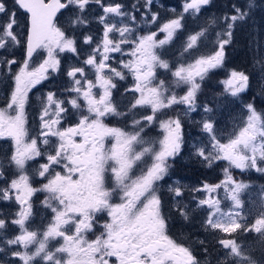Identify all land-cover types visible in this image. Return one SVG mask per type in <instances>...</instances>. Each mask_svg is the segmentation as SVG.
<instances>
[{
  "label": "snow or ice",
  "instance_id": "snow-or-ice-1",
  "mask_svg": "<svg viewBox=\"0 0 264 264\" xmlns=\"http://www.w3.org/2000/svg\"><path fill=\"white\" fill-rule=\"evenodd\" d=\"M15 10L9 9L6 0H0V50L23 46L26 58L15 73L14 88L11 92L7 107L0 109V139L10 138L14 142V150L7 158L9 165H15L21 174L18 179H12L8 187L0 188V199L8 201L13 198L20 205L18 218L12 223L19 225L21 234L6 241L8 246L17 245L28 249L29 245H38L34 252L11 250L12 256L18 258L22 264H33L39 257L46 264H200L188 247L178 244L167 234V223L161 212V198L157 193V182L168 174V158L179 153L182 138V125L179 118L161 120L160 127L164 137L159 141V150L154 146H143L146 142L142 133L146 124L157 120V113L173 105L185 104L190 110H195L196 93L200 84L196 78L203 79L204 75L213 68L222 65L224 48L233 37L238 21H244L249 11L255 6L249 0L247 9L232 5L231 14L222 17L224 39L219 40L218 50L211 56L200 57L192 64L180 65L172 75L175 85H189L183 96L175 93L166 95L169 88L164 80L153 84L156 79V68L171 71L170 65L157 54L155 49L162 48L173 37L177 29L182 27L183 14L178 18L164 23L160 31L165 33V39L157 40L156 33L140 36L134 41L127 39L131 34L128 26L117 28L115 24L107 22L108 14L118 17L126 15L121 4L103 5L102 0H12ZM101 5L104 16L100 22L104 25L103 39L93 49L92 54L84 63L95 70L97 84L87 80V87L82 85L77 74L84 76V68L74 67L67 75L72 78L74 87L71 92L76 96L67 101L71 109L79 113V120L74 126L61 129V121L65 114L71 115L66 108L65 101L57 100L54 93L47 95V103L42 110L41 142L49 145V137H56L57 142L51 144L46 155V162L39 165L36 174L46 180L41 187H33L29 176L25 173L26 163L43 155L38 146V139L26 140L24 108L28 91L42 80L46 79L49 68L58 70L59 60L56 51L77 53L76 41L66 35L57 26L56 17L62 9H71L75 18L70 21L73 27L87 24L84 16L91 4ZM152 0H146L145 6L151 5ZM211 0H185L183 12L199 13L203 6ZM135 7V5H133ZM27 16L26 39L21 40L17 31L18 13ZM135 21V15L131 16ZM155 21V14L151 17ZM118 32L121 39L110 38V33ZM203 31L188 38L186 51L195 47ZM218 36L220 33L217 34ZM86 44L92 43V37H85ZM133 43L131 55L134 57L123 67L128 69L134 77V87L127 91L138 93L139 96L131 104L129 112L142 107H150L151 114L142 119H133V131L109 127L104 123L107 116L128 117V112H120L112 100V89L116 85L112 77L105 75L108 69L113 76L124 79V74L116 68L110 67L107 61L110 52H120L121 45ZM45 49L47 58L36 68L30 69L29 62L37 49ZM102 49V51H101ZM99 57V59H98ZM11 70L15 59L3 61ZM250 77L242 71L233 70L230 77L223 83L225 92L232 97L238 96L249 88ZM99 86L103 91L99 98L92 89ZM81 100L83 104H81ZM247 118L243 125L233 135L222 143L217 138L214 124L211 120L202 123V129L209 134L210 148L199 147L196 155L211 166L214 161L225 160L230 167L241 171L254 169L264 173V113L258 112L253 104L246 105ZM14 112L15 114H10ZM205 112L211 109L205 107ZM47 117V119H46ZM77 137L80 138L77 141ZM112 138L111 147L105 146V139ZM141 145L139 151L136 146ZM151 154L152 164L139 176L131 175L134 165L145 156ZM59 167L61 171H56ZM226 174L228 169H225ZM3 164L0 163V178L4 177ZM109 180L114 181V187H109ZM225 187L229 192V199L234 209H242L241 193L249 185L237 182L228 174L222 184H204L197 191L214 193L218 188ZM174 197L183 196L179 187L170 188ZM37 192L48 193L43 201L46 208L54 214L53 222L43 233V239H38L35 231H28L25 222L32 215L31 197ZM119 195L120 202L112 203L113 195ZM55 202V203H53ZM199 206H207L211 211L206 224L211 229H219L224 233L255 232L264 238V211L251 225L241 221L239 211L224 213L220 209V201L212 198L201 199ZM185 219L188 214L182 208L178 209ZM107 213L109 217L103 225V231L95 239L89 240L87 234L93 231L97 214ZM66 226H68L66 228ZM6 227L4 219H0V229ZM72 234H67L72 230ZM60 238L63 244L49 250V241ZM202 243V242H201ZM219 243L227 250L226 257L231 258V264H257L243 246L235 238L221 239ZM0 248V252H4ZM66 256V259L63 257ZM114 258V259H113ZM14 264V262H12Z\"/></svg>",
  "mask_w": 264,
  "mask_h": 264
},
{
  "label": "trees",
  "instance_id": "trees-1",
  "mask_svg": "<svg viewBox=\"0 0 264 264\" xmlns=\"http://www.w3.org/2000/svg\"><path fill=\"white\" fill-rule=\"evenodd\" d=\"M160 3H155L151 8L155 12L159 19L164 17L161 15L167 14L162 10L166 5H174V7L180 10V7L185 3V0H159ZM249 0H211V3L204 6L201 11L197 14V17H187L182 22V27L177 30V38L174 37L175 42L179 43L181 49L177 53L183 54L180 56L178 63L177 53L168 52L162 55V59L166 60L172 71L178 68L179 65H185L193 58L207 57L213 55L219 48V40L226 37L223 36L224 25L222 17L225 14H231L233 11L232 5H237L245 10ZM255 5L250 11L249 15L244 21H238L233 32L231 42L224 48V60L222 65L213 69H210L203 77H197L196 80L200 84V89L196 93L194 107H205L211 109L210 112H204V117L211 121H217L218 117H225L230 115L232 112L241 113L246 108V105L251 103L254 105L258 112L264 113V0H252ZM152 5V3H151ZM150 5V6H151ZM161 11V13H159ZM182 11V10H180ZM150 20L149 18H147ZM152 21V20H151ZM154 21H152L153 23ZM203 31L204 34L198 39L197 44L194 48V52H187L185 55L182 52L183 44L186 42V37L193 34H197ZM220 33L218 36L217 34ZM191 50V49H190ZM175 57V58H174ZM242 71L245 72L249 77V88L240 93L236 97H232L230 94L225 92V86L223 81L225 78L230 77L231 72ZM160 80H164L166 86L169 88L166 95L175 93L177 96L182 95L186 91V85L181 84L176 86L172 73L168 70H162L158 67L156 69V81L158 84ZM129 101V98H127ZM131 105V103H130ZM125 109V106H124ZM129 113L128 119L130 122L133 119H142L143 116L149 115L148 109L143 110L142 108L134 109ZM179 116V117H178ZM197 118H187L179 112V107L174 105L173 108L165 109L161 113H157V120L155 124H151L144 127L142 137L145 141H153V138L157 141L158 134L160 131L156 130V124L161 119L167 118H180L182 125V138L185 143L179 151L173 157L168 158V174L180 178L184 181L191 182H205L214 183L222 178V172L224 169L223 161H217L208 166L207 162L201 159L196 152L193 151L189 144L190 134L200 133L201 120L200 113H196ZM244 116H242V119ZM127 120V121H128ZM149 142V143H150ZM186 142L188 144H186ZM191 145V144H190ZM149 159V156H147ZM166 175L164 181L171 179L169 175ZM241 178L245 182L251 183L254 186L264 188V173L256 174L253 171L245 172L241 174ZM183 196L178 197V205L174 204L175 200L170 194L163 192V210L164 217L167 223V234L173 238L178 244H182L188 247L190 251L197 255L198 261L202 259L207 262L205 264H219L215 263V257L219 251L217 241L221 239L235 238L237 243L241 244L243 248L251 254L252 258L257 261V264H264V238L255 232H243L238 230L235 233H225V235H216V232H209L207 230L202 232L203 226L198 221L199 216L197 210L194 211L189 206L188 201L192 196V193L188 192ZM184 197V198H183ZM175 205L174 209L171 208ZM183 209L187 212L188 218L185 219L180 215L178 209ZM192 214V215H191ZM201 217V216H200ZM247 225H251V220ZM199 229L201 231L193 232V229ZM190 232L186 240H184V233ZM192 237L201 238L200 243L192 245L190 240ZM219 238V239H218ZM202 242V243H201ZM196 246V247H194ZM217 258V257H216ZM227 264H231L229 261Z\"/></svg>",
  "mask_w": 264,
  "mask_h": 264
},
{
  "label": "flooded vegetation",
  "instance_id": "flooded-vegetation-1",
  "mask_svg": "<svg viewBox=\"0 0 264 264\" xmlns=\"http://www.w3.org/2000/svg\"><path fill=\"white\" fill-rule=\"evenodd\" d=\"M155 0H152V5H148L145 9L146 0H102L103 5H115L121 4L122 11L126 13L125 16L122 18L125 20H129L132 25H134V21H132L131 16L135 15L136 19H141L143 13H147L148 11L152 14V6ZM7 6L9 9L15 10V6L13 5L12 0H6ZM159 0H156L155 3L157 4ZM135 5V7H133ZM103 12V8L101 5H97L95 3L89 5L86 12L84 13L85 18L87 19V24L77 25L73 27L70 23L72 19L75 18V12L71 9H62L59 13H57L56 23L57 26L60 27L62 30L65 31L66 35L74 38L76 41V48L77 53H71L68 51L59 52L56 51V59L59 60V67L58 70H53L51 68L48 69L46 76L47 78L42 80L40 83L36 84L32 87L27 94V101L25 103L24 114H25V129L27 131L26 140L30 142L31 139L37 138L38 139V146L43 153L42 156L36 157L34 160L28 161L26 163L25 173L30 178V183L33 187L39 188L42 186L43 183H46V180H43L36 174V170L39 168L40 164L46 162V155L51 148V144L57 142L56 137H49L50 144L44 145L40 137L41 132V114L44 106L47 103V95L49 93H54L55 98L57 100L65 101V107L68 108L71 112V115L65 114L64 119L61 121V129L67 128L69 126H74L79 120V113L76 110L71 109V106L67 103L68 100L74 98L76 93L71 92L70 89L74 87V83L72 78H70L67 73L74 67H82L84 68V76H80L77 74V79H80L82 85L86 88L87 80H91L92 82L96 81L95 70L86 65L84 61L88 58L92 51L98 44H100L101 40L103 39V32L104 29H101V24L99 23V18ZM157 19L152 23L151 20L147 19V22L150 23V26L144 25L143 28H139L140 36L148 35V32H153L155 29L159 30L162 27V22H164V17L158 18L157 14L153 12ZM161 13V11H159ZM167 14V13H166ZM99 17V18H96ZM163 16V15H161ZM167 16H169L167 14ZM171 19H175L176 17H171ZM159 22H161V27ZM18 23L20 27L17 31L21 34V40L26 39V24H27V16L22 11L18 13ZM160 36V33H157V36ZM92 37V43L86 44L85 37ZM110 38L119 41L121 39L119 33H113ZM137 39L136 33L132 35H127V39ZM102 50V49H101ZM174 50V49H172ZM171 50V52H172ZM131 43H126L121 45L120 52H110L108 55L110 59L107 63L112 68H116L118 71H121L124 75H126L125 71H129L128 69L123 67V64L128 63L131 59ZM163 50L159 49V54L162 57ZM26 58L25 48L23 46L15 47L9 49L7 52L4 50H0V109H4L7 107L8 102L10 101L11 92L14 88V75L18 72L19 67L23 64ZM47 58V51L45 49H37V51L33 54V57L30 64L31 68L38 67L43 61ZM134 58V57H132ZM6 59H15L17 63L11 66V70H9L8 66L3 63ZM99 59V57H98ZM133 60V59H132ZM89 70V72H86ZM106 76H112V81L116 84V87L112 89V99L113 103L117 106L120 112H126V107L131 106L130 101L131 98L127 99L126 96H131L128 91L124 92V89L120 88L123 86L124 79H120L112 75L108 69H105ZM116 79V80H115ZM129 79V77H128ZM115 80V81H114ZM118 87V88H117ZM124 92V93H123ZM81 104L83 101L81 100ZM132 104V103H131ZM125 106V109H124ZM128 108L127 111H129ZM144 110V108H143ZM10 114L14 115V112ZM47 119V117H46ZM128 119H125L124 116H110L109 124L112 127L121 128L125 131L131 132L133 128L131 126V122ZM156 123V122H155ZM153 125V123H152ZM132 128V129H131ZM156 130L158 131V123L156 124ZM142 135V134H141ZM77 141L80 140L79 137L76 138ZM146 145L149 146L151 144L154 146L155 149L158 147V143L146 141ZM150 142V143H149ZM145 146V144L143 145ZM141 145L136 146V150H140ZM14 150V142L10 138H3L0 139V163L3 164L4 170V177L0 178V188L8 187V183L11 182L12 179H18L19 175L21 174L20 170H18L15 165H9L7 162V158L11 156L12 151ZM152 161L150 158L148 159L145 156L140 162L134 165L131 175L133 177L139 176L142 172L146 171L148 167L151 166ZM56 171H61L59 167H56ZM8 181L5 183L4 181ZM168 184L171 179H168ZM109 187H114V181L109 180L108 182ZM165 191L164 179L157 182V193L161 198V212L164 216V206H163V192ZM48 193L46 192H37L31 197L32 203V215L31 217L25 222V227L28 231H35L38 234V239H43V233L46 231L47 227L53 222L54 214L51 212V209L46 208L43 204V201L47 198ZM120 198L119 195L114 194L112 198V203H119ZM55 203V202H53ZM172 205V204H170ZM175 205H172L171 208L174 209ZM20 211V205L15 201L13 198L12 200H2L0 199V219H4L6 222V227L0 229V248H4V252H0V264H22L18 258L12 256L11 250L17 251H29L34 252L38 245L32 244L29 245L28 249H24L22 246L12 245L8 246L6 241L9 239H13L16 236L21 234V229L19 225H14L12 221L17 219V213ZM109 217L107 213H100L97 214V218L94 221L93 231L87 234V238L89 240L95 239L96 236L100 235L103 231L102 225L108 221ZM68 226H66L67 228ZM72 230H68L67 234L71 235ZM63 244V240L60 238H56L54 240L49 241V250L55 251L57 247ZM11 249V250H10ZM197 258V255H195ZM66 259V256L63 257ZM114 259V258H113ZM198 259V258H197ZM33 264H46L45 261L40 259L39 257L36 258V261Z\"/></svg>",
  "mask_w": 264,
  "mask_h": 264
},
{
  "label": "rangeland",
  "instance_id": "rangeland-1",
  "mask_svg": "<svg viewBox=\"0 0 264 264\" xmlns=\"http://www.w3.org/2000/svg\"><path fill=\"white\" fill-rule=\"evenodd\" d=\"M157 3H160V2H157ZM183 5L180 7V10H182V11H180L178 8L174 7V5H169V6L166 5L165 7H163L162 10L165 13H167L169 16H166V15L163 14L164 22H162V26H163L164 23H167L168 21L172 20L170 18V16L178 18L181 14H183V19L181 20V24H182V22H184L186 20L187 17H190V18L197 17L198 13H196V14H193L192 12L184 13L183 12ZM146 7L147 6H145V9H146ZM153 14H154L153 12L151 14L149 11L147 13H143V15L141 16L140 20L139 19H135L134 25H132L131 22L128 19L125 20L122 17L115 16L114 14H108V16L106 17V20L110 24H115L117 28H122L124 26L130 27L132 29V32H131L130 35L134 34V32H135L136 33V38H138V37H140V33H139L140 24H141V28H143L145 24L147 26H150L151 24L147 22V18L152 20L151 17L153 16ZM104 15H105L104 13L101 14V16H104ZM96 18H99V17L96 16ZM99 23L101 24V29H104V25L100 22V18H99ZM159 24H160V27H161V22H159ZM179 29H177V30H179ZM177 30L174 33L172 39L167 44H165L162 48L155 49L157 54H159V49L163 50L162 55H164V56H165L166 53L171 52L172 49H174V50H172V53H177L181 49L179 43L175 42V40H174L175 36H176V38L178 37L177 36ZM153 32L156 33V39L157 40L165 39L166 34L161 32L160 29L159 30L155 29V31H153ZM153 32H148V34L153 33ZM113 33H118V32H113ZM113 33H110V36ZM157 33H160V36L159 35L157 36ZM126 35H129V34H126ZM189 37L190 36L186 37V42L183 44V47H182V52H184L185 55L187 54V52H194L193 50L195 48L194 47L191 50L188 49L187 51L185 50L186 49V45L188 43V38ZM134 40H136V39L135 38L130 39V41H134ZM134 47H135V45L133 43H131L132 50H133ZM176 56H177V59H178L177 61L179 63V60L181 58L180 56H183V54L177 53ZM132 57L133 56L131 55V57H130L131 59L130 60L134 59ZM184 58H185V56H183L181 59L183 60ZM195 60H196V58H193L191 60V62L185 64V66H187L188 64L194 63ZM160 69L162 70V72H163V70H165L163 68H160ZM175 70H176V68H175ZM86 72H89V70H87ZM125 73H126V75H124V77H125L124 80L125 81H123V86H121L120 88L124 89V92H125V90L127 92V90L132 89L134 87L135 81H134V77L131 74V72L125 71ZM169 73H172V70L169 71ZM110 77H112V76H110ZM128 77H129V79H128ZM115 78L117 79V77H115ZM228 78L229 77L225 78V80H227ZM156 83H157V81L155 79L153 81V84L155 85ZM93 84H97V81H94ZM185 85L187 87L186 91L182 95H178V97L179 96H183L187 92L189 85H187V84H185ZM102 91L103 90L98 85L92 89V92L96 95L97 98H99V95L102 94ZM128 93L131 95V96H126L129 99L131 98V101L129 103H133L134 100L139 96L138 93H134V92H131V91H128ZM173 106L171 107V109L173 108ZM176 106L179 107V112L181 111L182 115H184L185 117H187L189 119L190 118H197L196 113H200V117H203V119L201 120V127H198L200 129V133H198V134H196V133L192 134L191 133L190 137H189V144L187 142H186V144H188V146H191L193 148L194 152H196L197 148H199V147H208V148H210L209 134L204 132L203 129H202L203 121L208 120V119H206L204 117V112H205L204 109L202 107H197V108L194 107L195 110H190L189 106L185 105V104H177ZM130 107L131 106L126 107V108L128 109ZM142 108H144V110L148 109L147 111H149L150 114H151V108L150 107L145 106V107H142ZM139 109H141V108H139ZM247 114H248L247 109H244V111H242L241 113L235 111V112H232L230 115H227L225 117H220L219 116L218 120L216 122L215 121H211L214 124V128H215V132H216L217 138L220 139V141L222 143H226L227 140L233 135V133L235 131H238L239 127H241L243 125L244 121L247 118ZM242 116H244L243 119H242ZM109 118H110V116H107L106 118H104V123L106 125H108L109 127H112L109 124ZM167 119H169V118H167ZM167 119H165V120H167ZM161 120H163V119H161ZM153 124H155V122ZM150 125L151 124H147V126H150ZM131 126H132V121H131ZM158 131H160V134H158V140H157L158 147H157V149H155L157 151L159 150V147H160L159 141L162 140L163 137H164V132H163V130L160 127V123H158ZM113 142L114 141L112 140V138L108 137V138L105 139V146L106 147H111V144ZM153 142H156V140L154 138H153ZM184 144L185 143L182 142L181 148H180V152H181V149L184 146ZM145 146H148V145L145 144ZM137 151H139V150H137ZM147 156H149L150 160L152 161L151 154H149ZM217 161H223L224 169H223V172H222V178L217 180L216 182H214V183H205V182L197 183V182H194V181L191 182V181H189V179H188V181H185L187 179H184V181H183L180 178H175L173 180L174 182L171 183L168 186V189L170 190V188L179 187V188H181V190L183 192H185V194H188V192L192 193V196H191L192 199H190L188 201L189 204L187 206H189L194 211L197 210V212L200 213L203 216L202 218L199 216V219H198L199 220L198 222L200 224H202V226H203L202 232L205 231V230H207L209 232H211V231L212 232H216V235L219 237L220 235H225V233L220 231L219 229H215L214 230V229H211L210 227L207 226L206 221H207V218H208L211 210L207 206L200 207L199 206V201L201 199H207L209 197V195H211L212 198L218 199L220 201V209H221L222 212L227 213L229 211H239L241 213V217L243 218V220L241 221L242 223H245L247 225L249 223V220H251V224H253L255 219L258 218L259 215L261 214V211H264V188L259 187V186H254L251 183L245 182L243 180V178H241V174L242 173L249 172V171H253L256 174H263V173L256 172L254 169L241 171L240 169H236L234 167H230L229 163L227 161H225V160H217ZM217 161H214L213 163H215ZM225 169H228V173L227 174L225 172ZM228 174H230L233 177V179L236 180L237 182H243V183L249 185L248 189H246L243 193H241V199L243 201V208L242 209H234L233 208L232 201L229 199V192L223 186L218 188L214 193H211V194H209L207 192H204V191H197V189H201L204 184H209V185L222 184V182L226 180V175H228ZM171 194H173V198L175 200L174 204L178 205V203H180L182 201L181 200L182 198L178 201V198L174 197V193L172 191H171ZM194 216H198V215L195 214ZM195 231H201V230L194 228L193 232L195 233ZM189 233L190 232H185L184 233L185 234L184 235V240H186V238L189 235ZM200 241H201V238L198 239V238H195V237H192V239L190 240L192 245H196L197 243H200ZM219 241L220 240L217 241V244H218L217 248L219 249V251H218L217 256H216L217 258L215 257V260H217L215 263L227 264L229 261L231 262V258L230 257H226L227 250L222 247V245L219 243ZM194 247H196V246H194ZM199 262H200V264L207 263V262L203 261L202 259H199Z\"/></svg>",
  "mask_w": 264,
  "mask_h": 264
}]
</instances>
